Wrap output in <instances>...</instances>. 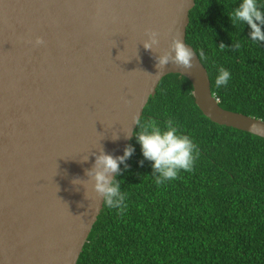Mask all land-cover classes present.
<instances>
[{
  "label": "water",
  "instance_id": "water-1",
  "mask_svg": "<svg viewBox=\"0 0 264 264\" xmlns=\"http://www.w3.org/2000/svg\"><path fill=\"white\" fill-rule=\"evenodd\" d=\"M194 5L0 0V264H77L104 204L94 187L96 158L123 155L167 75L191 83L211 122L264 139L262 120L214 98L186 43ZM152 31L158 43L146 49ZM176 39L194 53L189 69L171 59Z\"/></svg>",
  "mask_w": 264,
  "mask_h": 264
},
{
  "label": "trees",
  "instance_id": "trees-1",
  "mask_svg": "<svg viewBox=\"0 0 264 264\" xmlns=\"http://www.w3.org/2000/svg\"><path fill=\"white\" fill-rule=\"evenodd\" d=\"M194 2L186 42L213 95L222 109L264 122V42L251 41L249 26L229 19L242 0ZM256 3L264 12V0ZM221 67L231 75L217 88ZM192 90L184 77L167 75L140 118L162 130L168 119L175 122L193 144L191 170L157 184L162 177L142 155L137 125L132 155L113 180L125 207L103 204L77 264H264V139L211 122Z\"/></svg>",
  "mask_w": 264,
  "mask_h": 264
},
{
  "label": "clouds",
  "instance_id": "clouds-1",
  "mask_svg": "<svg viewBox=\"0 0 264 264\" xmlns=\"http://www.w3.org/2000/svg\"><path fill=\"white\" fill-rule=\"evenodd\" d=\"M229 19L234 26L238 22L246 23L251 29L249 33L251 41L264 42V31H262V28H264V12L258 7L256 0H242L239 7L230 14ZM157 35L154 31L149 33L150 42L144 44L146 49L158 43ZM239 46V43L235 45L237 48ZM220 47L221 49L224 48L223 45ZM171 48L174 53L171 59L174 63L183 66L185 69L193 66L194 53L183 42L176 39L172 42ZM200 57L201 59L205 58L202 51ZM169 60L170 57L167 54L160 56L158 66L162 68L169 63ZM230 75L229 71L221 67L215 79L216 87L226 86ZM216 101L218 103L217 99ZM135 123L143 129L136 136L137 143L141 146L142 155L153 162V168L162 177V179L156 180L157 184L175 179L180 170H191L194 159L192 154L193 144L187 136L177 134V127L172 119L166 121L165 130H162L156 121L152 119H148L146 123L142 124L141 120L137 118ZM132 152L133 149L128 147L125 148L123 155L120 157L114 158L111 155L102 154L96 158L97 170L93 174L94 187L96 193L108 208L122 209L125 207V194H121L119 186L110 181L109 174L116 173L119 170V163H123L125 159L132 155Z\"/></svg>",
  "mask_w": 264,
  "mask_h": 264
}]
</instances>
